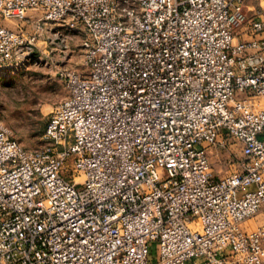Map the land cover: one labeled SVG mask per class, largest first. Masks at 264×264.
<instances>
[{
    "label": "built area",
    "instance_id": "built-area-1",
    "mask_svg": "<svg viewBox=\"0 0 264 264\" xmlns=\"http://www.w3.org/2000/svg\"><path fill=\"white\" fill-rule=\"evenodd\" d=\"M251 2L0 0V71L37 42L5 20L37 11L86 34L53 146L0 127V264H264V224H248L264 212V0ZM233 138L245 161L217 178L211 152Z\"/></svg>",
    "mask_w": 264,
    "mask_h": 264
},
{
    "label": "rangeland",
    "instance_id": "rangeland-1",
    "mask_svg": "<svg viewBox=\"0 0 264 264\" xmlns=\"http://www.w3.org/2000/svg\"><path fill=\"white\" fill-rule=\"evenodd\" d=\"M251 4L259 9L260 0H252ZM7 23L12 29L36 33L37 42L25 59L6 74L0 73V127L28 150L52 147L53 142L45 137L47 122L69 96L62 74L68 69L86 71L82 50L86 34L65 21H48L37 11ZM244 37L249 39L247 35ZM230 141L228 150L217 147L211 157L217 178L240 170L245 161L241 143L234 138ZM248 224L251 227L264 224V212Z\"/></svg>",
    "mask_w": 264,
    "mask_h": 264
},
{
    "label": "bare ground",
    "instance_id": "bare-ground-1",
    "mask_svg": "<svg viewBox=\"0 0 264 264\" xmlns=\"http://www.w3.org/2000/svg\"><path fill=\"white\" fill-rule=\"evenodd\" d=\"M5 21L7 22L9 20H5ZM7 70H9V68L3 69L2 71H0V73L6 74L7 73ZM76 180L77 181H82V178L81 177H78Z\"/></svg>",
    "mask_w": 264,
    "mask_h": 264
},
{
    "label": "crops",
    "instance_id": "crops-1",
    "mask_svg": "<svg viewBox=\"0 0 264 264\" xmlns=\"http://www.w3.org/2000/svg\"><path fill=\"white\" fill-rule=\"evenodd\" d=\"M3 24L5 25V26H10L6 21H3ZM216 150L215 149H213V151L211 152V157L216 153L215 152Z\"/></svg>",
    "mask_w": 264,
    "mask_h": 264
}]
</instances>
